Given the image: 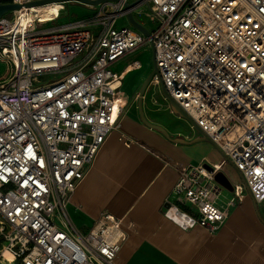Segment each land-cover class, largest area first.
Wrapping results in <instances>:
<instances>
[{
  "label": "built area",
  "instance_id": "2783aa9c",
  "mask_svg": "<svg viewBox=\"0 0 264 264\" xmlns=\"http://www.w3.org/2000/svg\"><path fill=\"white\" fill-rule=\"evenodd\" d=\"M88 6L89 15L42 26L0 17V52L11 69L0 80V264H117L129 233L122 218L102 212L80 230L67 204L127 108V66L141 68L137 59L115 64L148 42L167 93L222 155L211 169L205 162L181 166L176 199L163 214L183 229L213 233L244 188L255 202L264 199V0ZM142 6L155 22L147 35L127 18L130 12L143 25L135 15ZM119 139L133 141L124 132ZM226 161L241 180L220 207L214 174Z\"/></svg>",
  "mask_w": 264,
  "mask_h": 264
},
{
  "label": "crops",
  "instance_id": "0c3cea01",
  "mask_svg": "<svg viewBox=\"0 0 264 264\" xmlns=\"http://www.w3.org/2000/svg\"><path fill=\"white\" fill-rule=\"evenodd\" d=\"M144 117L165 132L145 124L129 103L118 128L106 136L70 194L71 222L87 230L102 212L122 218L129 233L115 258L117 264H264V199L255 202L246 188L213 233L199 225L183 229L163 214L166 201L176 199L172 188L178 169L199 162L217 165L222 155L215 144L200 138L202 134L188 120L176 130ZM122 132L133 139L129 145L119 139ZM219 170L232 184L240 182L230 162ZM221 191L223 200L215 201L224 207L232 194L228 191L226 198L227 190Z\"/></svg>",
  "mask_w": 264,
  "mask_h": 264
},
{
  "label": "rangeland",
  "instance_id": "374dc122",
  "mask_svg": "<svg viewBox=\"0 0 264 264\" xmlns=\"http://www.w3.org/2000/svg\"><path fill=\"white\" fill-rule=\"evenodd\" d=\"M38 8L44 12L50 10L52 16L50 17L49 20L58 16L54 19V21L58 23L67 21L68 19L74 17H82L85 15H89L94 11L92 6H88L73 0L49 3ZM137 11L138 12H136L135 14L137 19L143 23L145 28H147L148 30L152 29L155 22L148 15L149 10L147 6H142ZM5 15L9 19H13L15 16L13 10L7 12ZM119 22H120V26L127 25L126 17L121 18ZM51 23L52 21L50 22L47 21L45 23L36 22L35 24L37 26L40 25L42 26ZM133 59H137L140 62L141 68L130 70L129 72L126 73V77L122 84V90L124 91V95L130 98L128 99L129 101L126 98L127 106L130 103L131 108L132 109L136 108L137 112H139L138 104H137V92L144 79L153 69L151 44L149 42L143 44L136 51L125 55L117 63L120 64L121 66L130 62ZM10 71L11 69L8 58L0 52V80L8 76ZM133 94L134 96L132 98ZM141 106L144 116L149 117L154 121L163 123L168 126H172L176 130L181 129L182 126H186L187 120L184 119L185 121H182V118L177 117V115L174 112H172V110L170 109L167 100L164 98V96L161 94L158 88L157 79H152V81L146 86L141 98ZM222 190L226 191L225 189ZM226 193H227L226 198H229L230 193L228 191H226ZM222 197H223V191L220 192L218 201H222L223 200ZM0 221H1V217H0ZM4 243H5L4 239L0 237V248ZM5 264H16V263L13 262V263H5Z\"/></svg>",
  "mask_w": 264,
  "mask_h": 264
},
{
  "label": "water",
  "instance_id": "95a60500",
  "mask_svg": "<svg viewBox=\"0 0 264 264\" xmlns=\"http://www.w3.org/2000/svg\"><path fill=\"white\" fill-rule=\"evenodd\" d=\"M60 1H67V0H30L28 2H26L24 4L25 5H38V4H43V3H48V2H60ZM73 1H77L86 5H95L97 3H99L100 1L103 0H73ZM22 5L16 2H0V17L5 15L7 12L15 10L19 7H21ZM127 18L130 22L131 25H133L135 28L139 29L140 31H142L145 35L148 34V30L137 20L134 19L133 15L129 12L127 13ZM151 53H152V65H153V69L152 71L148 74V76L144 79V81L142 82L138 92H137V104H138V110H139V116L140 119L147 124L150 127L153 128H157L159 130H161L162 132H165L163 130L162 127H160L159 125L156 124H152L150 122H148L144 115H143V111H142V106H141V98L143 95V92L146 88V86L152 81L153 77L156 75L157 79H158V88L161 92V94L164 96V98L167 100L170 109L172 110V112H174L175 114H177L180 117L185 118L186 120L190 121L193 124V127L201 133L199 127L197 125L194 124V121L191 119V117L188 116V114L172 99V97L167 93L160 77L159 74L157 72V68L155 66V62H154V49L153 46L151 45ZM202 136H200V138L206 140V141H210L211 140L204 135L203 133H201ZM206 166L211 169V166H209L208 164H206ZM214 180L219 184L220 188L225 189L227 191H231L233 189L232 183L231 181L228 179V177L221 171V170H217L214 174Z\"/></svg>",
  "mask_w": 264,
  "mask_h": 264
},
{
  "label": "bare ground",
  "instance_id": "6f19581e",
  "mask_svg": "<svg viewBox=\"0 0 264 264\" xmlns=\"http://www.w3.org/2000/svg\"><path fill=\"white\" fill-rule=\"evenodd\" d=\"M49 3H54V2H48V3L38 4V5H25V6L15 9L14 10L15 16L13 18V22L27 24L28 22L32 20L42 22V23L49 21L50 17L52 16L51 11L47 10L46 12H44L38 8V7H41ZM3 251H4V256L8 258L11 256L10 251L7 248L4 247Z\"/></svg>",
  "mask_w": 264,
  "mask_h": 264
}]
</instances>
